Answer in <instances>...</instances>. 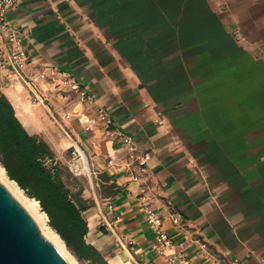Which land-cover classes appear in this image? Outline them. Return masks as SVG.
<instances>
[{
  "label": "crops",
  "instance_id": "crops-1",
  "mask_svg": "<svg viewBox=\"0 0 264 264\" xmlns=\"http://www.w3.org/2000/svg\"><path fill=\"white\" fill-rule=\"evenodd\" d=\"M7 17L27 34L30 65L0 72V93L52 164L67 167L74 143L84 149L95 173L81 180L86 241L107 264H166L143 201L188 264H264V0H18ZM51 67L132 136L148 155L142 170L127 169L118 143L82 129L76 116L93 108L64 97L59 81H32ZM106 199L133 240L128 251L101 225Z\"/></svg>",
  "mask_w": 264,
  "mask_h": 264
},
{
  "label": "built area",
  "instance_id": "built-area-1",
  "mask_svg": "<svg viewBox=\"0 0 264 264\" xmlns=\"http://www.w3.org/2000/svg\"><path fill=\"white\" fill-rule=\"evenodd\" d=\"M18 0H0V72L7 74H18L30 65L24 41L27 38L25 31H21L8 19L7 14L17 5ZM32 80V79H31ZM54 82L59 81L64 89V97L67 93H74L76 99L90 107L93 111L89 115H77L76 120L85 132H99L103 137L118 143L126 152L127 169L135 166L141 169V166L148 160L147 154L139 152L134 139L120 131L111 118L109 111L103 105H97L95 96L84 86H81L77 80L68 74L51 67L47 71L43 70L37 73L36 78L32 81L36 82ZM33 104L42 103L43 100L39 96L34 95L31 99ZM158 124H163L161 116L155 119ZM92 144H95L91 141ZM70 162L67 166L68 170L75 177L91 176L94 172L87 163V156L84 149L77 143H74L70 149ZM112 165V161L107 162ZM135 164V165H134ZM142 170V169H141ZM133 181H137L138 177L133 176ZM144 220L153 232L156 243L152 245L155 254L164 258L166 264H188L187 258L181 253L179 245L175 244L167 235L163 225L162 216L150 205L143 201L141 204ZM101 225L106 231L114 236V247L128 251L133 247V240L126 237L119 229L120 215L114 210V204L110 199L99 207ZM170 219L173 225H177L181 221V217L175 211L170 213ZM204 248L202 244L200 246ZM169 252V253H167Z\"/></svg>",
  "mask_w": 264,
  "mask_h": 264
},
{
  "label": "trees",
  "instance_id": "trees-1",
  "mask_svg": "<svg viewBox=\"0 0 264 264\" xmlns=\"http://www.w3.org/2000/svg\"><path fill=\"white\" fill-rule=\"evenodd\" d=\"M48 145L30 135L17 119L14 109L0 93V164L9 180L39 202L49 225L77 256L94 264H107L88 244L86 221L82 213L88 204L66 187L60 165L52 164Z\"/></svg>",
  "mask_w": 264,
  "mask_h": 264
},
{
  "label": "water",
  "instance_id": "water-1",
  "mask_svg": "<svg viewBox=\"0 0 264 264\" xmlns=\"http://www.w3.org/2000/svg\"><path fill=\"white\" fill-rule=\"evenodd\" d=\"M0 264H69L1 182Z\"/></svg>",
  "mask_w": 264,
  "mask_h": 264
},
{
  "label": "bare ground",
  "instance_id": "bare-ground-1",
  "mask_svg": "<svg viewBox=\"0 0 264 264\" xmlns=\"http://www.w3.org/2000/svg\"><path fill=\"white\" fill-rule=\"evenodd\" d=\"M0 182L10 194L20 203L29 216L36 223L42 234L65 257L64 244L59 236L46 224V215L39 210L38 203L24 195L14 181L7 178L4 169L0 166ZM67 255V254H66ZM66 258V257H65ZM69 260V259H67ZM69 262V261H68ZM71 263V262H70Z\"/></svg>",
  "mask_w": 264,
  "mask_h": 264
},
{
  "label": "rangeland",
  "instance_id": "rangeland-1",
  "mask_svg": "<svg viewBox=\"0 0 264 264\" xmlns=\"http://www.w3.org/2000/svg\"><path fill=\"white\" fill-rule=\"evenodd\" d=\"M0 166H2L0 164ZM3 168V167H2ZM5 171V170H4ZM6 174V172H5ZM60 175L62 180L64 181L66 187L71 191V193H76L81 189V180L82 177H75L72 175V173L68 170V168L66 166L60 165ZM7 176V175H6ZM8 178V177H7ZM9 179V178H8ZM21 191L24 193V195L30 199H34L36 201V199L32 196H30L25 190L21 189ZM38 203V207L39 210L44 213L41 209V206L39 204L38 201H36ZM45 214V213H44ZM46 215V214H45ZM46 224L48 225V227H50L52 229V227L49 225V218L46 215ZM40 230V229H39ZM53 230V229H52ZM54 231V230H53ZM41 232V230H40ZM55 232V231H54ZM42 233V232H41ZM43 235V234H42ZM60 238V237H59ZM62 240V239H61ZM63 241V240H62ZM64 244V252H65V259H69L67 261H69V264H94L92 263L90 260L82 258L77 256L70 248L67 247V245L65 244V242L63 241ZM62 254V253H61ZM67 254V255H66ZM71 262V263H70Z\"/></svg>",
  "mask_w": 264,
  "mask_h": 264
}]
</instances>
